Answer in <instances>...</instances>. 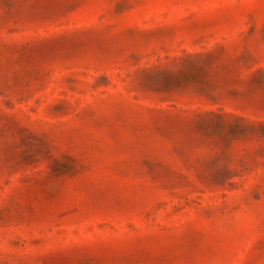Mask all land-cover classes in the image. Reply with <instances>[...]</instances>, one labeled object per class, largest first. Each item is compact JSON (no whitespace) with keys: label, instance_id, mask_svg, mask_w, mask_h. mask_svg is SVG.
<instances>
[{"label":"rangeland","instance_id":"obj_1","mask_svg":"<svg viewBox=\"0 0 264 264\" xmlns=\"http://www.w3.org/2000/svg\"><path fill=\"white\" fill-rule=\"evenodd\" d=\"M0 264H264V0H0Z\"/></svg>","mask_w":264,"mask_h":264}]
</instances>
